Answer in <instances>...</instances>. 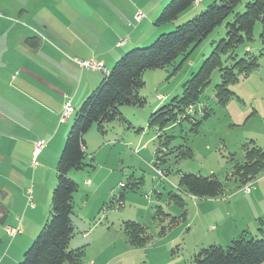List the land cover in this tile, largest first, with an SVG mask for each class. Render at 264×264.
I'll return each instance as SVG.
<instances>
[{
    "label": "rangeland",
    "instance_id": "374dc122",
    "mask_svg": "<svg viewBox=\"0 0 264 264\" xmlns=\"http://www.w3.org/2000/svg\"><path fill=\"white\" fill-rule=\"evenodd\" d=\"M169 1L162 6L160 12ZM249 1L242 0L235 12L244 11V5ZM211 3L213 0L209 5ZM108 4L109 6L113 5L111 1H108ZM207 7L208 5L202 10L191 13L192 17ZM233 16L234 14L230 15L222 25L202 41L175 74H171L173 66L164 70L146 71L144 73V87L139 91V95L145 98V106L142 108L125 107L128 108L127 110L133 111V113H126V117L133 127L129 129L128 123L119 121L106 125V130L113 132L110 130L112 125L119 126L122 124L125 129V137L123 138L127 140L128 135L132 139L135 138L132 146L124 147L122 141L119 146L111 143L100 153L93 155L94 158L91 159L92 153L96 152L95 150L100 145L97 140L101 138L99 137L101 135L95 126L85 134L84 140L86 138L89 140L86 163L90 166L81 171L72 172L70 175L72 180L74 179L77 183L78 191L74 194L75 205L72 216L74 237L69 249L81 247L89 241L84 250L85 255L82 264L90 259L96 260L97 263L100 261L101 264H115L116 258L114 256L117 252L120 254L122 252L118 258H122V262L119 264H130L131 262L160 264L165 257L158 253L156 258H151L150 253L155 252V248L165 243L168 244L169 249L165 247L158 252H164L167 249L168 254L171 253L174 258H180L182 264H192L193 254L202 248L218 245L215 244L216 241H219L218 243L223 241L222 247H227L230 244V236L225 235L228 233H225V226L236 225L237 230L245 226L247 232L244 233L247 239L264 237V215L260 217L262 219L260 225L257 223L253 228V220L250 214L253 209L264 207V169L255 178L248 177L249 179L240 178L235 173L236 166L245 162L244 146L264 149V38L261 37L263 26L260 21L255 24L252 41L239 46L234 52L236 59L243 58L246 53L250 57H255L258 67L248 73L247 76L240 77L238 81L229 85V90L235 94L233 98L223 105L216 104L214 88L220 82L219 72L216 70L201 97V104L208 111H211L210 117L202 121L196 131L191 130L192 123L189 121L185 120L180 124H175L166 130V136L171 138H169L168 147L163 148L157 141L158 132L155 128L148 127L150 114L159 107L168 104L173 97L181 95L183 83L198 70L214 45L226 37L225 24L232 21ZM147 21L148 16L143 22L148 23ZM149 26L153 28V33L150 36L153 35L155 38L147 45L138 46V48L149 46L161 35L159 31L163 27L150 24ZM175 27L167 29L163 33H169ZM177 63L179 64L180 61L178 60ZM193 64L195 65L190 67ZM14 76L17 75L14 74ZM158 96H161L162 100H158ZM156 104L158 107L152 110ZM122 108L124 107L120 109ZM200 118L199 116L196 117L197 120ZM116 133L118 134L115 131L114 135ZM159 136L162 135L159 134ZM38 141L32 143V156L29 162L22 164L23 167L20 164L14 165L21 173V178L17 175L18 179H14L15 183H21L24 176L22 173H25L27 179L30 180L29 185L31 184L33 172L31 165L34 160H37L34 148ZM144 144L145 147L142 148L141 146ZM179 147L182 150L186 148L192 150V158L180 159L178 156ZM129 149H131V154ZM134 149L138 150L137 154H133ZM157 150L160 151L159 156L155 153ZM105 163L107 167L120 169V184L112 185V178L103 181L107 172L103 168ZM158 171H161L162 176L158 175ZM55 173L56 166L51 171V182L55 178ZM182 173L202 177L213 175L222 185V194L215 199H197L183 193L177 188V181ZM84 179H89L92 182V187L98 186L97 194L90 199L91 207L93 204H99L93 210L84 211V202L87 201V191L82 186ZM242 180L246 181L243 182ZM35 182L36 189L32 193L34 204L38 205L37 207L43 213V217H48L51 191L47 188V192H44V187L39 184V181L35 179ZM129 182L136 183L137 188L130 189L128 187ZM110 185H112L111 188ZM48 187L50 186L48 185ZM248 187L251 189L250 193L245 191ZM170 191L178 193L183 198L184 209H180L167 201L166 196ZM122 193L123 200L120 199ZM15 197L19 201H25V195L24 197L20 196L19 192ZM15 206V202H8L6 206L8 213L0 207V211L9 216V221L14 220L16 216L20 218L22 216V211L16 210L19 205ZM9 207H12L13 210ZM157 209H160L163 214L157 216ZM183 212L186 214L185 220L179 219L175 226L169 227L171 218H178ZM126 221L140 223L146 229L149 241L143 248H134L128 243L123 231V223ZM212 226L215 227V230H212ZM3 227L4 225L1 224L0 236H3ZM258 227L263 233L257 230ZM162 228L165 229L164 234H160ZM233 230L234 228L229 231ZM83 234H87V238H83ZM172 240L173 242H171ZM126 244L130 246L128 253L123 252ZM144 248L152 249L145 252ZM113 258L114 262L112 261Z\"/></svg>",
    "mask_w": 264,
    "mask_h": 264
},
{
    "label": "crops",
    "instance_id": "0c3cea01",
    "mask_svg": "<svg viewBox=\"0 0 264 264\" xmlns=\"http://www.w3.org/2000/svg\"><path fill=\"white\" fill-rule=\"evenodd\" d=\"M108 1H111L113 5L109 6ZM167 1L0 0V207L8 213L6 207L8 202H15L16 206L19 205L16 210L22 211L21 218L16 216L12 221H9L7 214L8 219L6 215L5 218L0 216V225H4L3 236H0V264L20 262L23 253L41 230L43 223L48 220L49 215L43 217V213L33 201L32 193L36 189L35 179L44 187V192H47V188L52 192L56 184V173L51 182V171L57 165L74 116L83 101L104 79L105 75L101 72L83 69L77 61L100 62L109 72L126 51L145 46L155 38L153 35L150 36L153 28L149 24L154 25L160 9ZM211 1L197 0L176 21L159 26L163 27L159 31L160 34L189 20L193 16L191 13L202 10ZM138 11L143 14V17L136 21L135 15ZM146 14L148 23L143 22L147 17ZM177 62L175 65L178 64ZM67 101L72 107V114L67 120L61 122L60 116ZM157 107L158 104L152 110ZM127 109L125 107L120 109V113L130 129L133 125L129 123L126 113H133V111ZM110 130L113 132L106 130L104 135L99 133L101 138L97 141L100 145L96 152L92 153L91 159L94 158L93 155L100 153L111 143L119 146L122 141V145L128 148L134 144L135 138L132 139L129 135L127 140L123 138L125 129L122 124L112 125ZM140 130L143 129L140 128ZM115 131L118 134L114 135ZM38 140L45 141V147L36 155L37 165L34 167L31 165L33 170L31 184L29 185L30 180L25 173H22L24 174L22 182L15 183L14 179H18L17 175L21 178V173L14 165L20 164L23 167L22 164L29 162L32 156V143ZM84 142L86 152L89 140L86 138ZM141 147L144 148L145 144ZM129 153L131 154V149ZM135 153H138L137 149H134L133 154ZM103 168L107 170L103 181L112 178V185L121 183L120 169L107 167L106 163ZM92 169H94L93 166ZM82 186L85 187L87 194L89 193V195L86 194L84 211L97 208L99 204H93L91 207L90 199L97 194L98 186L92 187L89 179H84ZM18 192L20 196L25 195V201H19L15 197ZM28 196H31L32 207L28 204ZM73 201L75 205L74 197ZM10 208L13 210L12 207ZM250 214L254 228L257 223L260 225L259 220L264 215V207L253 209ZM7 227H19L20 232L13 237H8L5 232ZM225 227V233L228 232L225 235L230 236L231 241L243 232H247L245 226L239 230L236 225ZM211 228L215 230L214 226ZM233 228V231H229ZM257 230L263 233L259 227ZM82 236L87 238L88 235ZM216 242L215 244L221 246L223 241ZM88 244L89 241L86 245ZM86 245L81 247L86 248ZM167 245L165 243L155 248V252L150 253L151 258H156L159 253L165 257L160 264H182L180 258H174L171 253L168 254ZM128 247H130L128 244L126 247L124 245V253L130 252ZM165 247L167 249L164 252H158ZM151 249L144 248V251ZM121 254L117 252L114 256L115 264L122 262V258L118 259ZM85 264H101V262L97 263L96 260L90 259Z\"/></svg>",
    "mask_w": 264,
    "mask_h": 264
},
{
    "label": "trees",
    "instance_id": "16d2710c",
    "mask_svg": "<svg viewBox=\"0 0 264 264\" xmlns=\"http://www.w3.org/2000/svg\"><path fill=\"white\" fill-rule=\"evenodd\" d=\"M196 1L170 0L154 25L159 27L176 21ZM241 3L242 0H214L205 10L177 25L173 31L159 35L147 47L130 49L114 63L74 116L57 161L56 184L51 192L48 220L17 264H82L85 247L69 249L74 237L73 197L78 191V185L70 178V173L90 166L86 163L85 134L95 126L104 135L107 124L114 121L125 123L120 113L121 107L142 108L146 104L145 98L139 95L144 87V73L173 66L171 74H175L202 41L233 14L232 21L225 24L226 37L214 45L198 70L183 83L181 95L173 97L168 104L150 114L148 127L156 129L157 141L163 148L168 147L171 138L165 132L175 124L186 120L192 123L191 130L196 131L200 123L210 117L211 111L206 108L203 116L197 120L187 114L188 108L201 103L203 91L216 70L220 77L219 84L214 88L216 104L223 105L235 96L229 90V85L240 77L247 76L258 64L256 58L248 56V53L243 58L236 59L234 52L239 46L252 41L253 30L258 21L263 26L261 37L264 38V0H250L244 5V11L236 13L235 10ZM178 60L180 63L175 65ZM178 149L180 159L192 158V150ZM155 153L158 155L160 151ZM244 157L245 162L236 166L235 173L240 178H255L264 169V149L246 145ZM136 185L129 182L128 187L135 189ZM177 188L197 199L218 198L223 190L221 183L213 175L202 177L187 173L180 174ZM166 197L169 203L184 209V200L178 193L170 191ZM120 199L123 200V193ZM160 214H163L162 211L157 209L156 215ZM185 215L183 212L178 218L172 217L168 226H175L179 219L184 221ZM0 216L5 218L1 211ZM259 221L261 223L262 219ZM123 231L128 243L134 248H143L149 241L146 229L140 223L126 221L123 223ZM164 232L165 229L162 228L160 234ZM192 264H264V237L247 239L243 232L227 247L210 245L194 253Z\"/></svg>",
    "mask_w": 264,
    "mask_h": 264
},
{
    "label": "built area",
    "instance_id": "2783aa9c",
    "mask_svg": "<svg viewBox=\"0 0 264 264\" xmlns=\"http://www.w3.org/2000/svg\"><path fill=\"white\" fill-rule=\"evenodd\" d=\"M142 17H143V14L140 11H138L135 15L136 21H139ZM77 63L83 69H90V70L102 72L105 76L108 74V71L102 66V64L100 62H97L94 60H89V61H77ZM158 100H162V97L158 96ZM205 109L206 108L201 103L196 104V105H192L188 108L187 114L190 117H195V118L198 116L202 117L204 112H205ZM71 114H72V107H71L70 103L67 101L63 106L62 113L60 116V121L64 122L65 120H67L70 117ZM44 147H45V141H43V140L38 141L35 145V148H34L35 155H37V153L40 152ZM36 165H37V163L34 160L32 162V166L34 167ZM158 175L162 176L161 171H158ZM245 191H246V193H250L251 189L248 187L247 189H245ZM28 204L30 207H32L31 196H28ZM5 232L8 236L13 237L20 232V228L19 227H16V228L7 227V228H5Z\"/></svg>",
    "mask_w": 264,
    "mask_h": 264
}]
</instances>
